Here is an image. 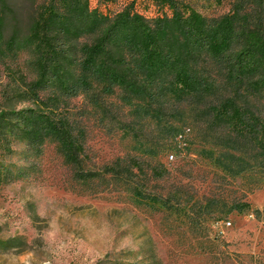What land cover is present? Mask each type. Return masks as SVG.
Masks as SVG:
<instances>
[{
    "label": "rangeland",
    "instance_id": "rangeland-1",
    "mask_svg": "<svg viewBox=\"0 0 264 264\" xmlns=\"http://www.w3.org/2000/svg\"><path fill=\"white\" fill-rule=\"evenodd\" d=\"M129 1L89 4L114 15ZM177 1L205 18H249L247 0ZM20 8L28 20L31 4L20 0ZM134 9L147 18L163 11L149 0ZM6 54L0 52V106L14 79L35 78L28 49ZM200 68L216 91L225 87L215 64ZM238 97L262 108L247 88ZM103 98L100 105L83 95L67 101L85 130L81 167L95 171L92 178L79 179L53 139L40 154L19 142L9 152L0 148V173L13 177L0 178V264H264V214L255 212L264 207V170L231 174L214 164L209 152L220 148L204 140L203 120L189 107L163 115L141 99L125 104L120 90ZM165 122L175 131L160 151ZM130 159L139 166L133 175L104 173Z\"/></svg>",
    "mask_w": 264,
    "mask_h": 264
},
{
    "label": "trees",
    "instance_id": "trees-1",
    "mask_svg": "<svg viewBox=\"0 0 264 264\" xmlns=\"http://www.w3.org/2000/svg\"><path fill=\"white\" fill-rule=\"evenodd\" d=\"M26 1L32 9L24 21L20 0H0V52L13 56L28 49L35 75L31 80L20 75L3 91L2 151L19 142L40 154L53 139L76 176L92 178L97 173L81 167L85 130L67 101L83 95L100 105L120 90L125 104L141 99L163 115L195 110L204 140L220 148L216 155L209 152L212 162L229 173L264 170V0H247L245 22L238 14L205 18L177 0H149L163 10L150 18L134 9L137 0L114 15L91 7L89 0ZM201 64L218 67L223 91H216ZM242 87L263 100L262 108L239 101ZM24 102L30 105L15 106ZM165 123L156 142L160 151L175 131ZM132 167H139L136 159L116 162L104 173L124 178L133 175ZM11 175L6 171L0 178L9 182ZM255 212L264 214V207Z\"/></svg>",
    "mask_w": 264,
    "mask_h": 264
}]
</instances>
